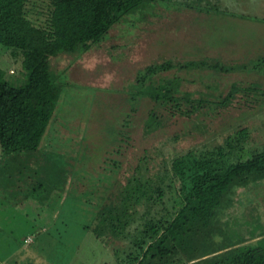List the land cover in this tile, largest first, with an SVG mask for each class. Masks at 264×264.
Instances as JSON below:
<instances>
[{
    "label": "rangeland",
    "instance_id": "1",
    "mask_svg": "<svg viewBox=\"0 0 264 264\" xmlns=\"http://www.w3.org/2000/svg\"><path fill=\"white\" fill-rule=\"evenodd\" d=\"M186 1L139 9L87 53L50 59L60 94L38 150L13 158L0 151V264H127L139 221L131 236L100 243L83 229L91 219L82 213L92 203H108L136 169L160 174L163 159L169 167L180 155L215 152L243 128L248 140L241 155L264 151V0H192V9ZM31 3L43 20L48 0ZM167 61L219 62L232 69L174 68L154 76L156 83L182 77L181 90L192 99L209 94V103L185 118L149 99L131 100L138 76ZM0 70L12 86L25 78L22 58L2 46ZM234 86L230 104L217 106ZM151 111L166 121L145 136ZM92 193L97 199L91 202ZM211 224L196 253L264 238V171L229 190Z\"/></svg>",
    "mask_w": 264,
    "mask_h": 264
},
{
    "label": "trees",
    "instance_id": "2",
    "mask_svg": "<svg viewBox=\"0 0 264 264\" xmlns=\"http://www.w3.org/2000/svg\"><path fill=\"white\" fill-rule=\"evenodd\" d=\"M31 1L0 0V46L20 56L25 71L21 84L12 86L0 70L2 158L35 152L41 144L60 94L50 59L63 54H85L101 44L125 16L154 4L168 7L173 2L48 0V10L44 14L40 11L42 20ZM194 5L190 0L184 6L192 9ZM211 8L213 12L220 11ZM205 67L225 74L232 69L207 61L184 64L167 61L149 66L138 76L137 89L133 91L136 95L131 93V100L149 99L158 108L169 106L171 116L189 118L209 103V94L192 99L190 93L181 90L182 77L173 75L157 83L153 78L174 68L190 71ZM235 93L234 86L217 106L227 107ZM165 121L151 111L144 123V135L162 128ZM247 140L248 130L243 128L227 137L215 152L180 155L171 160L169 167L163 159L160 174L148 176L145 171L140 175L136 169L121 190L107 198L108 203L101 198L99 205L92 203L93 209L82 213L84 218L91 219L83 229L103 243L105 237L122 240L131 236L129 229L139 221L133 230V251L127 255V264H264V238L246 245L241 241L218 246L212 252H202V247L196 253L228 191L245 177L264 171V151L252 152L246 159L241 155ZM91 195V202L97 199L95 194ZM141 204L145 206L143 213L137 209Z\"/></svg>",
    "mask_w": 264,
    "mask_h": 264
}]
</instances>
